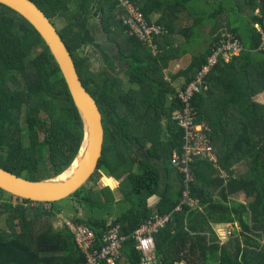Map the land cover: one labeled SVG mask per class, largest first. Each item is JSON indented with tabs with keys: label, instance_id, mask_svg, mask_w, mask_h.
<instances>
[{
	"label": "trees",
	"instance_id": "16d2710c",
	"mask_svg": "<svg viewBox=\"0 0 264 264\" xmlns=\"http://www.w3.org/2000/svg\"><path fill=\"white\" fill-rule=\"evenodd\" d=\"M32 1L55 26L95 99L104 140L95 171L69 198L35 202L0 189V264H84L69 229L51 222L64 209L72 212L74 202L90 213L73 212L71 221L92 229L97 241L109 222L126 236L115 264H140L132 232L169 213L153 233L160 264H264V0H127L141 14L137 24L156 29L144 38L124 22L127 9L119 0ZM233 39L238 52L227 59L219 54L186 100L217 161L192 158L184 184L170 164L184 141L172 113L185 102L173 83L184 91L212 52ZM180 58L184 65L167 73ZM80 140L76 108L47 46L0 3V166L45 178L68 165ZM102 173L118 185L100 186ZM118 204L126 209L111 221L95 217L96 209ZM216 224L232 226L224 241Z\"/></svg>",
	"mask_w": 264,
	"mask_h": 264
},
{
	"label": "water",
	"instance_id": "95a60500",
	"mask_svg": "<svg viewBox=\"0 0 264 264\" xmlns=\"http://www.w3.org/2000/svg\"><path fill=\"white\" fill-rule=\"evenodd\" d=\"M0 3L20 14L40 35L60 70L81 123V140L67 166L51 176L36 180L0 166V189L35 202L69 198L97 167L104 140L101 112L95 99L83 86L68 48L43 11L32 0H0Z\"/></svg>",
	"mask_w": 264,
	"mask_h": 264
},
{
	"label": "built area",
	"instance_id": "2783aa9c",
	"mask_svg": "<svg viewBox=\"0 0 264 264\" xmlns=\"http://www.w3.org/2000/svg\"><path fill=\"white\" fill-rule=\"evenodd\" d=\"M119 1L121 5L127 9L124 22L130 26L131 30L133 28L140 38L149 36L152 29L156 31L154 27L146 26V24L139 26L137 22L142 21L141 14L137 12L127 0ZM259 31L261 34V46L263 47L264 30L259 29ZM240 48V42L237 39L222 44L221 47H218L212 52L206 64L201 66L195 80L189 83L185 87V90L180 91L178 94L179 98L185 102V105L181 111L175 110L172 113V118L176 121L177 125L184 130V141L181 145V154L176 151L172 152L170 164L175 167L178 172L184 174V184L191 180V168L189 163L192 161V158H210L211 161H217L213 148L204 134L205 127L194 122V111L186 100L190 93L196 91L198 88V82L201 76L207 73L217 62L219 54H222L223 58L226 59L229 53H237ZM221 176L224 177L225 174L221 173ZM182 195L185 202L188 199L187 189L183 190ZM192 203L193 201L190 199L189 204ZM180 209L181 206L177 205L174 211ZM169 215L170 213L161 216H153L132 232V237L136 241V247L141 252L140 264H160L159 258L155 253L153 233L167 222ZM65 223L74 235L75 244L84 255L85 264H100L104 260L109 264H114L115 260L119 258L122 241H124L126 236L120 232L117 224L107 227L105 232L101 235L100 241H97L95 233L89 227L74 224L69 220H65Z\"/></svg>",
	"mask_w": 264,
	"mask_h": 264
},
{
	"label": "rangeland",
	"instance_id": "374dc122",
	"mask_svg": "<svg viewBox=\"0 0 264 264\" xmlns=\"http://www.w3.org/2000/svg\"><path fill=\"white\" fill-rule=\"evenodd\" d=\"M212 1L213 0H207L205 4H211L212 5ZM204 9H207L208 8H211L210 5H207L205 7H203ZM96 20V19H95ZM95 25H97L95 23ZM224 28H219V31H222ZM175 38L180 41L181 40V37L179 36H175ZM103 39V38H102ZM110 47H113V45H111ZM109 52V50H107ZM92 55V54H91ZM184 62V59H178L177 61L174 62L173 65H171L168 69L170 70L169 72L167 73H172L174 72V70L176 68H178L179 66H182L184 65L183 64ZM116 69V68H115ZM116 74H118L120 77H122V80L125 81L126 79L123 77L124 75L122 74V72L120 73V71L118 72V69H116ZM174 84V87L175 88H178L179 86L176 85L175 83ZM255 98V97H254ZM258 102V101H257ZM162 124V122H160ZM203 159H206V158H203ZM208 161H211L210 158L206 159ZM211 162H214V161H211ZM216 163V162H214ZM104 174V173H102ZM101 174V178L99 179V184L100 186H108L110 184L109 182V179H105L104 180V177H106V175L104 174V176H102ZM107 177H109L107 175ZM104 180V182H103ZM112 180V179H111ZM113 182V181H112ZM110 188H112L111 186H109ZM60 206L62 205H66L65 201H62V202H59L58 203ZM67 206H65L66 208ZM126 208H125V205L124 204H118V205H114V206H108L106 209L105 208H101V209H96L94 211V214H95V217H99V218H105L107 220H112V218H114L116 215H118L119 213H121L122 211H124ZM71 211L72 212H69L68 210H65L64 211H61V213L63 215H66V216H70L73 212L77 213L78 215L80 216H85V214L87 213L86 209L83 208L82 206H80L77 202H74V206L71 208ZM90 213V211H88V214ZM64 218L66 217H63L61 216L59 213L55 216V217H52L51 219V222H52V227L54 229H59L61 227H63L64 225ZM3 221L0 219V225H2ZM214 227V230L215 232L220 236V240L224 241L227 234L230 232V230L232 229V226L230 224H216V225H213ZM180 264H184L183 262H181Z\"/></svg>",
	"mask_w": 264,
	"mask_h": 264
},
{
	"label": "clouds",
	"instance_id": "9594fccd",
	"mask_svg": "<svg viewBox=\"0 0 264 264\" xmlns=\"http://www.w3.org/2000/svg\"><path fill=\"white\" fill-rule=\"evenodd\" d=\"M256 26L258 27L257 24H256ZM227 58H228V56H227ZM227 58H226V59H227ZM224 59H225V58H224ZM195 78H196V77H195ZM194 80H195V79H194ZM192 81H193V80H192ZM192 81H190L189 83H191ZM189 83H188V84H189ZM188 84H187V85H188ZM187 85H186V86H187ZM177 90H178V94H179V92L181 91L180 88L178 87ZM193 92H194V91H193ZM193 92H191L190 95H192ZM190 95H189V96H190ZM189 96H188V97H189ZM178 97H179V96H178ZM192 109H193V108H192ZM75 214H77V213H75ZM60 215H61V214H60ZM77 215H78V214H77ZM61 216H63V215H61ZM63 217H66V218H64V226H66V227L69 229V227H68L67 224L65 223V220H69L70 222L73 223V221H71V216H69V217H68V216H63ZM109 221H111V220H109ZM74 224H75V223H74ZM110 225H111V223L109 222V223L107 224V226L109 227ZM69 231L72 233V231H71L70 229H69ZM72 236H73V240H74V235H73V233H72ZM74 242H75V241H74ZM76 246H77V245H76ZM77 248H78V247H77ZM79 251H80V250H79ZM139 251H140V250H139ZM140 253H141V252H140ZM83 256H84V255H83ZM118 259H120V256H119ZM116 260H117V259H116ZM116 260H115V262H116ZM102 262H107V261L104 260V261H102ZM102 262H101V263H102ZM115 262H114V264H115ZM101 263H100V264H101ZM84 264H85V263H84ZM107 264H109V263L107 262Z\"/></svg>",
	"mask_w": 264,
	"mask_h": 264
},
{
	"label": "crops",
	"instance_id": "0c3cea01",
	"mask_svg": "<svg viewBox=\"0 0 264 264\" xmlns=\"http://www.w3.org/2000/svg\"><path fill=\"white\" fill-rule=\"evenodd\" d=\"M164 175V174H163ZM174 173H172V177H171V182H174L175 181V179H174ZM102 176H104V174H102ZM101 178V177H100ZM105 179H109V182H110V184L108 185V186H111L112 188H114L116 185H118V183H117V181L116 180H114V179H112L111 177H104V180ZM112 179V180H111ZM104 180H103V182H104ZM113 181V182H112Z\"/></svg>",
	"mask_w": 264,
	"mask_h": 264
},
{
	"label": "flooded vegetation",
	"instance_id": "af4514ba",
	"mask_svg": "<svg viewBox=\"0 0 264 264\" xmlns=\"http://www.w3.org/2000/svg\"><path fill=\"white\" fill-rule=\"evenodd\" d=\"M111 45H112V43L110 44V46H111ZM103 48H105L106 50H108V49H107V45H105ZM103 50H104V49H103ZM109 51H110L111 54H112V52H113V51H112V48H110ZM109 54H110V53H109ZM94 58L96 59V56H94ZM111 60L114 61V62L117 64L118 59H116V57H114V56L111 55ZM118 66H120V65H118Z\"/></svg>",
	"mask_w": 264,
	"mask_h": 264
}]
</instances>
